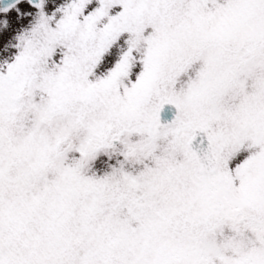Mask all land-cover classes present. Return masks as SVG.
<instances>
[{"label": "snow or ice", "instance_id": "snow-or-ice-1", "mask_svg": "<svg viewBox=\"0 0 264 264\" xmlns=\"http://www.w3.org/2000/svg\"><path fill=\"white\" fill-rule=\"evenodd\" d=\"M0 264H264V0H0Z\"/></svg>", "mask_w": 264, "mask_h": 264}]
</instances>
